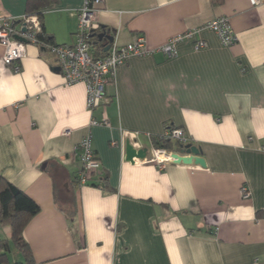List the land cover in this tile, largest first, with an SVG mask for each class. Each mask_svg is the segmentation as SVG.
Segmentation results:
<instances>
[{"label": "crops", "instance_id": "crops-1", "mask_svg": "<svg viewBox=\"0 0 264 264\" xmlns=\"http://www.w3.org/2000/svg\"><path fill=\"white\" fill-rule=\"evenodd\" d=\"M82 2L40 10L52 44L75 42ZM26 5L0 0V21ZM219 16L233 45L203 27ZM97 22L117 45L142 36L156 48L198 32L174 57H128L93 111L84 83L67 85L55 56L26 44L13 72L0 43V177L39 206L23 231L34 264H264V0H104ZM197 40L206 46L194 49ZM103 112L109 125H90ZM170 127L205 166L126 159L127 143L149 158L152 137ZM87 134L100 171L80 185L76 147ZM0 236L9 238L1 223Z\"/></svg>", "mask_w": 264, "mask_h": 264}, {"label": "built area", "instance_id": "built-area-1", "mask_svg": "<svg viewBox=\"0 0 264 264\" xmlns=\"http://www.w3.org/2000/svg\"><path fill=\"white\" fill-rule=\"evenodd\" d=\"M104 0H83L78 9V22L76 25V40L72 45H56L37 38L41 32V22L36 14L23 15L22 23L18 28L11 26L9 19L0 21V43L4 46L2 62L9 66L13 72L21 69L20 60L25 55L26 44H35L55 56L59 70L62 72L67 85L82 82L86 89V106L90 111L103 105L106 100L105 85L115 81L116 73L125 60L131 56H145L154 51H160L168 57L178 54L177 43L184 38H190L198 32V28L188 30L184 34H178L169 38L161 46L148 48L142 36H137L133 41L125 45L110 43L109 48L102 57L94 58L91 54L88 37L90 34L99 31L100 25L97 22V13L100 11ZM251 5H256L260 0H249ZM25 27V31L21 29ZM215 32L220 42L225 46L233 45L236 36L232 31L229 19L226 16H219L208 21L204 26ZM21 36L23 40L15 36ZM206 46L203 40H197L194 49ZM90 125H109L105 112L100 119L91 118ZM166 137L177 141L179 144H186L188 139L182 128H171L166 130ZM76 153L81 162L78 172V183L86 184L100 171V162L94 154L91 145L90 134L85 135L76 147ZM171 151L161 147L152 146L149 158L146 161L154 163L159 170L163 169L169 162H173ZM243 198L249 197L245 187L240 189Z\"/></svg>", "mask_w": 264, "mask_h": 264}, {"label": "trees", "instance_id": "trees-1", "mask_svg": "<svg viewBox=\"0 0 264 264\" xmlns=\"http://www.w3.org/2000/svg\"><path fill=\"white\" fill-rule=\"evenodd\" d=\"M54 0H27L25 15L36 14L41 22V9L52 3ZM219 1V0H218ZM22 23V19L12 20L11 26L15 27ZM110 36L105 28L100 26L99 31L92 33L88 37L91 54L94 58L105 55L104 46L106 41L104 36ZM39 40L51 43V38L45 33L41 23V32L37 34ZM171 129V127H170ZM152 146L165 148L168 151H178L180 144L171 140L165 135L152 137ZM97 185V184H93ZM99 186V185H98ZM39 211V206L29 196L15 185L0 177V223L8 227L9 238L0 236V264H10L7 256L12 245L23 254V260L16 261L15 264H34L27 242L24 239L23 231L29 219Z\"/></svg>", "mask_w": 264, "mask_h": 264}, {"label": "water", "instance_id": "water-1", "mask_svg": "<svg viewBox=\"0 0 264 264\" xmlns=\"http://www.w3.org/2000/svg\"><path fill=\"white\" fill-rule=\"evenodd\" d=\"M21 31H25V27L21 29ZM104 34L99 36L102 38ZM19 40H23L21 36H15ZM106 41V45L104 46V51H107L109 48V44L113 42L112 36H104ZM58 71L59 68H56ZM201 153V149L198 146L192 145L190 143L180 144V149L178 151H173L171 153L172 158H174L173 162L179 163H191L194 162L196 164H200L201 166H205L204 159L199 155ZM125 157L129 161H134L135 159H144L146 155V148L136 149L132 144L127 143L125 147Z\"/></svg>", "mask_w": 264, "mask_h": 264}, {"label": "rangeland", "instance_id": "rangeland-1", "mask_svg": "<svg viewBox=\"0 0 264 264\" xmlns=\"http://www.w3.org/2000/svg\"><path fill=\"white\" fill-rule=\"evenodd\" d=\"M12 249L7 251V256L11 262H14L15 260L21 261L22 260V254L15 248L14 245H12Z\"/></svg>", "mask_w": 264, "mask_h": 264}]
</instances>
